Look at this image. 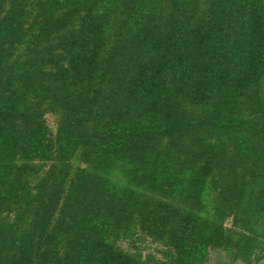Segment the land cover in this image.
Masks as SVG:
<instances>
[{
	"label": "trees",
	"instance_id": "1",
	"mask_svg": "<svg viewBox=\"0 0 264 264\" xmlns=\"http://www.w3.org/2000/svg\"><path fill=\"white\" fill-rule=\"evenodd\" d=\"M211 253L264 264V0H0V264Z\"/></svg>",
	"mask_w": 264,
	"mask_h": 264
},
{
	"label": "rangeland",
	"instance_id": "2",
	"mask_svg": "<svg viewBox=\"0 0 264 264\" xmlns=\"http://www.w3.org/2000/svg\"><path fill=\"white\" fill-rule=\"evenodd\" d=\"M122 245L124 246V244L122 243ZM153 246V245H152ZM150 248L149 249H151V246H149ZM147 249H145V251H146ZM217 257V255L216 254H214V253H211L210 255H209V259H208V261H207V264H213V262H214V260H215V258Z\"/></svg>",
	"mask_w": 264,
	"mask_h": 264
}]
</instances>
